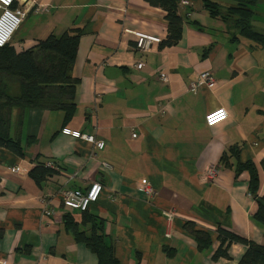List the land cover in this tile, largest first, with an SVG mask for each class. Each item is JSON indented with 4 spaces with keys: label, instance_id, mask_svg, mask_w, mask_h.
I'll return each mask as SVG.
<instances>
[{
    "label": "crops",
    "instance_id": "1",
    "mask_svg": "<svg viewBox=\"0 0 264 264\" xmlns=\"http://www.w3.org/2000/svg\"><path fill=\"white\" fill-rule=\"evenodd\" d=\"M32 1L25 19H37L24 39L7 46L20 53L49 36L76 35L74 112L67 120L61 109L8 113L22 155L0 147V261L98 264L66 219L85 237L91 223L65 209L61 198L64 189L84 193L94 182L103 191L87 217L101 223L96 232L118 264H237L240 244L230 245L228 260L212 258L218 227L264 245V226L252 217L257 204L250 174L237 171L252 163L256 194L264 195V43L210 18L201 0H173L182 25L170 46L161 44L168 35L166 10L145 0ZM251 25L264 36V0ZM135 32L161 43L139 50ZM203 72H210L214 86L192 90ZM9 85L16 94L15 80ZM218 109L228 117L207 124L206 114ZM63 128L102 140L104 148L64 136ZM47 163L54 173L38 185L30 172ZM15 166L20 174L10 172ZM214 168L217 174L207 178L205 171ZM138 184L155 195L147 198ZM167 212L174 214L170 222ZM186 224L209 233L211 246L198 250Z\"/></svg>",
    "mask_w": 264,
    "mask_h": 264
},
{
    "label": "trees",
    "instance_id": "2",
    "mask_svg": "<svg viewBox=\"0 0 264 264\" xmlns=\"http://www.w3.org/2000/svg\"><path fill=\"white\" fill-rule=\"evenodd\" d=\"M153 7H163L166 10L165 19L168 25V35L162 41L163 46L173 45L180 37L182 19L177 15L176 2L173 0H145ZM259 0H201L203 8L210 18L222 20L230 25L240 37L255 43H264V36L254 30L251 25L255 15V7ZM78 47V37L67 33L57 38L49 36L39 42L35 49L17 53L12 47L0 48V147L20 156L22 149L19 142L10 135L11 118L8 115L11 108L63 110L67 120L74 112L72 103L77 80L73 75V65ZM17 84V93L10 94L9 81ZM3 110V111H2ZM7 110V112H5ZM21 121V118L19 119ZM237 171H247L250 174L249 191L256 199L257 209L253 219L264 226V195L258 197V176L254 165L250 162L237 165ZM54 173V169L44 164L34 167L30 176L34 182L41 185ZM88 209L81 212L84 219L92 225L90 237L76 231L72 221L66 219V225L73 230L76 242L82 243L96 254L98 264H118L112 247L97 234V227L92 216L87 217ZM192 224L185 228L192 235L198 250H206L211 246L209 233L195 230ZM219 246L213 254V259L229 258L228 250L231 244L244 247L237 264H264V245H258L236 235L222 227L217 228Z\"/></svg>",
    "mask_w": 264,
    "mask_h": 264
},
{
    "label": "built area",
    "instance_id": "3",
    "mask_svg": "<svg viewBox=\"0 0 264 264\" xmlns=\"http://www.w3.org/2000/svg\"><path fill=\"white\" fill-rule=\"evenodd\" d=\"M180 1L184 5L188 4V2L185 0ZM32 2L33 1L31 0L29 4ZM26 5L27 0H0V48L7 46L11 42L25 15L31 9L32 4H30L29 7H26ZM36 11H38V9H36ZM134 35L138 39L137 47L141 50L148 49L149 46L153 43H159V39L154 37L150 39L145 38L140 33H135ZM140 67L141 66L139 65L138 68L141 69ZM158 78L162 82L167 81L166 74H158ZM201 81L212 82L209 74H206L203 77L201 76ZM227 117L228 115L226 114V112L223 109H219L206 114L205 122L211 125ZM61 134L73 139H81L86 142L92 143V145L97 150H102L104 148V142L96 141L93 136H90L88 134H82L81 132L74 131L68 128L61 129ZM46 167L55 170V167L51 163H47ZM10 172L20 174L21 168L19 166L12 167L10 168ZM205 175L207 178L211 179L216 175V171L208 170ZM140 185L141 186L137 187L140 191H142V187H145L147 192H152L147 184ZM102 191L103 186L97 182L90 184L89 188L84 193L77 192L73 189H64L61 191L62 206L67 210L84 212L89 208L90 205L94 204L98 200ZM45 213L46 215L50 214V212L48 211ZM0 264L6 263L0 261Z\"/></svg>",
    "mask_w": 264,
    "mask_h": 264
},
{
    "label": "rangeland",
    "instance_id": "4",
    "mask_svg": "<svg viewBox=\"0 0 264 264\" xmlns=\"http://www.w3.org/2000/svg\"><path fill=\"white\" fill-rule=\"evenodd\" d=\"M175 1H177V2H180L181 3V1L180 0H175ZM185 1H187V0H185ZM26 7H29V2H28V0H27V5H26ZM35 11H36V9H35ZM25 17H26V15H25ZM25 17H24V19H25ZM23 19V21H22V23L20 24V26H19V28L17 29V31L15 32V34H14V36H13V40L15 39V42H18L19 40H21V39H24L26 36H24L26 33H27V31H29L30 29H31V26H33V22H34V20L35 19H37L35 16H28L25 20ZM135 33H139V32H135ZM134 33V34H135ZM140 34H142V36L143 37H145V38H153V36H150V35H146V34H143V33H140ZM135 36V35H134ZM136 37V36H135ZM139 38V37H138ZM154 38H156V37H154ZM157 39H159V38H157ZM137 37H136V47H137ZM160 39H159V43H160ZM151 43H153V42H151ZM156 44H158V43H156ZM151 46V45H150ZM150 46H149V48H150ZM148 48V49H149ZM137 49H139L138 47H137ZM148 49H146V51H148ZM139 50H141V49H139ZM146 51H144V52H146ZM141 66L140 68H142V64L140 63V64H136L135 65V68L138 70L139 68H138V66ZM140 70V69H139ZM206 74H209V77H210V79L212 80V82H208V81H201V76L203 77L204 75H206ZM214 79H213V77L211 76V74H210V72H203V73H200L199 74V76L197 77V81H196V83H193L191 86H190V88L192 89V90H196V88H198V87H200V86H206L207 88H211V87H213L214 86ZM219 110V109H218ZM224 110V109H223ZM225 111V110H224ZM226 112V111H225ZM226 114H227V112H226ZM96 141H101V142H103L102 140H96ZM86 142V141H85ZM87 143H89V142H87ZM89 144H91L92 145V143H89ZM208 170H215L216 171V174H217V172H218V170H216V168H214V169H208ZM208 170H206L205 171V174H206V172L208 171ZM148 185V184H147ZM139 186H141L140 184H138L137 185V187H139ZM148 187L151 189V193L150 192H147V190L145 189V187H142L143 189H142V192H144V194L147 196V198H151L152 196H154L155 195V193H154V190L148 185ZM149 200V199H148ZM173 216H174V214L171 212V213H169V212H167V213H165L164 214V218H165V220L166 221H169L170 222V220L173 218ZM165 237L166 238H169V234H165Z\"/></svg>",
    "mask_w": 264,
    "mask_h": 264
}]
</instances>
